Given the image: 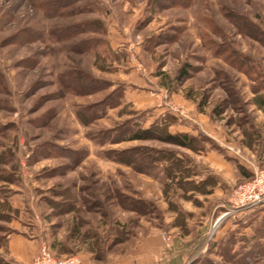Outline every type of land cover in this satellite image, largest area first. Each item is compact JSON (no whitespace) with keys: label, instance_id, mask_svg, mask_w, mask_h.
Wrapping results in <instances>:
<instances>
[{"label":"rangeland","instance_id":"rangeland-1","mask_svg":"<svg viewBox=\"0 0 264 264\" xmlns=\"http://www.w3.org/2000/svg\"><path fill=\"white\" fill-rule=\"evenodd\" d=\"M258 73L264 0H0V264L6 236L23 228L78 229L111 261L148 239L159 257L144 264H264V207L219 218L233 189L264 169ZM110 95L118 106L99 105ZM168 116L201 127L202 151L228 166L106 136ZM129 149L160 164L142 174L113 161ZM204 180V193L183 182ZM137 199L155 210L130 211Z\"/></svg>","mask_w":264,"mask_h":264},{"label":"crops","instance_id":"crops-1","mask_svg":"<svg viewBox=\"0 0 264 264\" xmlns=\"http://www.w3.org/2000/svg\"><path fill=\"white\" fill-rule=\"evenodd\" d=\"M189 124L186 123V125ZM175 126L178 127L177 132L187 133L192 136H196L200 132L209 136L201 127H198V130L196 128L189 129L184 126L182 127L179 126L174 119V122L169 124V127L172 128ZM195 155L199 158L212 161V163L219 168L228 166L227 162L222 161V157L212 150H207L205 148L204 151L197 152ZM210 171L213 174V171ZM244 178L245 177L243 176L242 179ZM218 181H220V178ZM220 214H222V211H220ZM27 232L28 231L23 228V230H16L6 236L4 248H1V250L3 251V257L9 262V264H31L42 244H45L52 254L57 257H65L75 253L81 264H144L147 262V259L144 258V255L146 254L150 256L151 260H155L156 258L158 260L159 257L157 247L154 246L153 249L152 245L154 244H152L151 241H148V239L140 242L132 252V255L127 258H119L111 261L109 257L108 259H105L104 256L102 261H98L94 258V239L92 237V239H89L87 234L84 233L80 235L78 229H69L64 237L55 234L56 232L52 233V228L46 229L45 233L39 231L37 234L31 235ZM33 232L35 233V230H33ZM168 260H170V255L162 264H165L166 262H168L166 264H174Z\"/></svg>","mask_w":264,"mask_h":264},{"label":"trees","instance_id":"trees-1","mask_svg":"<svg viewBox=\"0 0 264 264\" xmlns=\"http://www.w3.org/2000/svg\"><path fill=\"white\" fill-rule=\"evenodd\" d=\"M257 78H258V85L257 86L258 87L260 86L261 88L264 87V74L258 73ZM94 82H96L95 79H94ZM118 97L115 98L112 95H110L109 97H107V99L105 100V102L103 104H99V105H103L104 107H108V108L116 107L119 105L118 104ZM120 97H121V91H120ZM98 116L99 115L96 113L92 117L94 119ZM172 122H174L173 117L168 116L161 125L153 124L148 128H141V127H137V126H136V128H134L131 126L130 121H125L121 125V127H122L121 129H115V130L110 131V132L108 131L106 133V136H108V134L109 135L113 134V136L111 138V142H121L123 140L147 141V140L156 139V140H160L166 144H170V145H173L176 147L190 149L195 153L203 150L202 142L204 141L203 140L204 136L201 133L197 137L192 136V135L187 134V133H182V132L170 133L168 131V127H169V124H171ZM114 155H115V157H112L114 162L116 161L118 163H125V164L129 165L130 168H132V170H134L135 172L142 173V174H150V172L154 171L158 167V165L160 164V158L158 157V155L152 156L149 153L141 152L140 149H129V150L120 151L118 153L114 152ZM64 156L69 157V154L67 155L65 153ZM72 156H73V154H70V159L73 161L75 158H72ZM77 162H78V159H77ZM175 162L173 161L171 163V161H170V163H168V166L165 167V168H167L168 172L169 171L171 172L170 176L171 175L175 176L178 174V171H174L172 169V165ZM239 169L245 178L250 177V175L244 170L243 167L239 166ZM182 172H184V170ZM210 179L211 178H209V181H207V183L209 182V184H211ZM183 182H184V185H186V186L192 185V187L198 189L199 192L204 193V189L206 186L205 180L200 181L198 183H193V181H183ZM205 192H207V191H205ZM120 197L123 198V200L120 201L122 203L124 201V199H126V197H124L123 195H121ZM129 205H130V207H129L130 211H132L136 214H140V215L145 212L144 209H146V207L150 208V212H152V210L153 211L155 210L151 201L148 202V201H145L142 199H137L136 201L129 203ZM94 258L98 261H102L104 258V253L102 252L101 255L100 254H94Z\"/></svg>","mask_w":264,"mask_h":264},{"label":"built area","instance_id":"built-area-1","mask_svg":"<svg viewBox=\"0 0 264 264\" xmlns=\"http://www.w3.org/2000/svg\"><path fill=\"white\" fill-rule=\"evenodd\" d=\"M175 110V109H173ZM230 208L222 213L219 218L234 210L244 211L264 207V169L253 173L251 179L242 182L233 189ZM218 218V219H219ZM32 264H81L77 256L58 258L46 245L40 246L33 258Z\"/></svg>","mask_w":264,"mask_h":264}]
</instances>
